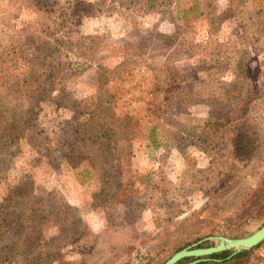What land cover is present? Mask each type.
<instances>
[{"label": "rangeland", "instance_id": "obj_1", "mask_svg": "<svg viewBox=\"0 0 264 264\" xmlns=\"http://www.w3.org/2000/svg\"><path fill=\"white\" fill-rule=\"evenodd\" d=\"M79 4L104 10L66 21ZM132 4L137 32L123 20ZM77 17L98 54L33 51L34 36H58L46 24L73 28ZM175 31L183 50L172 64L193 87L167 106V57L134 44ZM243 49L248 74L231 86ZM45 61L63 63V85ZM239 91L257 94L249 128L260 142L222 184L240 121L208 112L229 113ZM263 223L264 0H0V264L60 250L68 264H162L198 237H244ZM237 264H264V240Z\"/></svg>", "mask_w": 264, "mask_h": 264}, {"label": "trees", "instance_id": "obj_2", "mask_svg": "<svg viewBox=\"0 0 264 264\" xmlns=\"http://www.w3.org/2000/svg\"><path fill=\"white\" fill-rule=\"evenodd\" d=\"M135 9V12L133 10ZM144 8V7H143ZM79 9V10H78ZM93 11L95 16L98 18L100 13L104 10V5L99 4L97 8H89L88 6L78 5L76 8H70L68 12V18H65L66 21L72 22L73 15H75V11L78 13L84 12L86 10ZM141 10V9H140ZM50 11V8L45 10ZM144 11V10H143ZM51 12V11H50ZM46 14V18L54 17L52 14ZM138 15L139 10L134 7V4L125 8V12L123 15V20L126 21V27L129 28L130 32H137V24H138ZM86 17L85 15L82 18ZM55 24H46V27L53 28V32L58 33V36L54 37L53 40H48L45 38L37 39L35 36L32 38L31 45L33 51L36 52H49L61 61H64L63 58L72 54L73 56L77 57H87V55H96L100 52V41L98 38L93 35H82L78 32L77 24L79 22V17L76 18V27L69 28L66 23H61L59 18H56ZM39 29V28H38ZM142 29V28H141ZM63 32V33H61ZM61 33V34H59ZM155 35V34H154ZM155 37V38H154ZM151 35V39L147 41L141 39L137 41V45L134 44L135 48L146 52V48L148 44L156 43V47L159 49L160 52L163 53L164 57H167L166 60H163V65L161 69L166 72V88L164 91V105L167 106H174V105H183L185 101V97H182L180 100L179 94H184V89L192 88V84L189 80V77H185L184 74L180 73L178 69L172 64L174 61V57L179 54L181 50H183V46L181 42L178 44L177 37L178 34L176 31L171 35L161 34V35ZM189 43V42H188ZM189 46L191 44L189 43ZM155 47V46H154ZM132 45L127 44L125 48L127 51L131 52L130 50ZM40 55V53H39ZM159 58H161V54H159ZM252 56L249 54V51L243 49L240 52V56L236 62H234V72L235 78L230 82V85L233 86H242L245 83L246 75L248 74V63L252 60ZM55 65V66H54ZM63 63H59L58 67L56 64L48 63L45 61L43 69H49L47 77L51 79L48 80L50 82H61L62 85L66 81V75L63 74L62 69L60 68ZM249 65H252L249 64ZM73 69V68H72ZM245 75V76H244ZM242 76V77H241ZM241 77V78H240ZM68 79V78H67ZM197 81V80H196ZM200 83V82H199ZM240 95L234 97L232 99V108L230 102V111L226 113L229 107L225 106V109H209V117L219 118L223 117V121H233L239 120L237 122L236 129L233 132L232 142L234 147V155L232 160L229 163V169L225 172L221 173L220 183L226 184L233 179V174L231 173L232 170H237L238 165L244 164L245 158L249 157L252 153H254L257 149L256 145L260 142V135L251 131L249 126H252L254 119L249 115L250 108L254 104L257 99V94H242L240 91ZM63 99L62 97H58ZM201 100L207 102V97H202ZM183 107V106H182ZM219 110V112H218ZM223 114V115H222ZM217 194V191L213 192L211 195V200ZM202 239L198 237L195 241ZM76 242H70L71 245H75ZM261 243V242H260ZM260 243L254 247L260 246ZM209 243L207 241L202 242L199 246L205 247L208 246ZM182 249V248H181ZM180 250V249H179ZM178 251V250H177ZM251 249L243 250L234 254L232 257L226 259L232 252V249L220 251L217 253L210 254L205 256L206 260H202L196 264H237L240 262L244 257H246L250 253ZM170 257V256H169ZM194 257H185L180 259L176 264H184L194 260ZM34 264H68L62 257L61 250L58 253H46L44 256L39 257V259Z\"/></svg>", "mask_w": 264, "mask_h": 264}, {"label": "water", "instance_id": "obj_3", "mask_svg": "<svg viewBox=\"0 0 264 264\" xmlns=\"http://www.w3.org/2000/svg\"><path fill=\"white\" fill-rule=\"evenodd\" d=\"M263 240L264 223L256 231L244 237L230 238L223 235H210L203 237L190 246L176 251L162 264H176L180 259L185 257H194L195 259L184 264H196L202 260H206L204 258L205 256L232 249L231 254L226 257L228 259L238 252L253 248ZM205 241H209L210 244L205 247H200L199 245Z\"/></svg>", "mask_w": 264, "mask_h": 264}]
</instances>
